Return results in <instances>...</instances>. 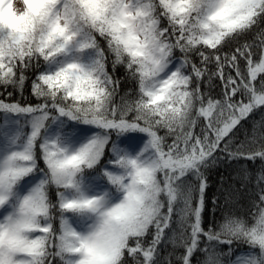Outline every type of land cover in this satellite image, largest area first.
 <instances>
[{"label":"snow or ice","instance_id":"1","mask_svg":"<svg viewBox=\"0 0 264 264\" xmlns=\"http://www.w3.org/2000/svg\"><path fill=\"white\" fill-rule=\"evenodd\" d=\"M21 2L0 0V264H159L177 224L176 264H264V189L202 225L207 165L264 162V133L231 147L264 113V0ZM29 71L36 102L5 99Z\"/></svg>","mask_w":264,"mask_h":264},{"label":"trees","instance_id":"2","mask_svg":"<svg viewBox=\"0 0 264 264\" xmlns=\"http://www.w3.org/2000/svg\"><path fill=\"white\" fill-rule=\"evenodd\" d=\"M196 59L198 60V57ZM117 75L121 78L123 85L124 70L120 69ZM33 79L34 74L29 71L22 94L20 89L12 91L10 88L9 91H12V96H5L4 98L25 103L36 102L35 98L30 95ZM133 87V83L129 81L122 86L121 94ZM203 88L213 95L223 91L221 83L215 79L212 81L206 80ZM2 122L3 115L0 114V127ZM262 122H264V113L258 110L246 121H242L243 127H239L235 131L231 145L232 149L236 150L243 146L241 150L247 151L259 147L261 133H264ZM262 172H264V162L260 160L253 162L246 159H230L227 154H221L219 160L211 161L205 172L208 181L205 208L202 213V225L205 229L212 230V227L215 226L216 230H219L220 225L228 217L240 220L251 219L250 214L255 211L253 204L258 199L260 190L264 189V185L258 184ZM179 219L180 217L177 216L176 220L179 221ZM180 234L179 224L173 230H166V234L158 246L159 264H176L179 256L184 251L183 247L177 246L173 242ZM235 247L233 245V248ZM246 248L245 245L236 250H246ZM215 252L222 262H226L230 258L228 245L226 244H216ZM204 258L202 251L194 254L193 264H203ZM57 262H59V258H57ZM129 264H133V261L129 260Z\"/></svg>","mask_w":264,"mask_h":264},{"label":"rangeland","instance_id":"3","mask_svg":"<svg viewBox=\"0 0 264 264\" xmlns=\"http://www.w3.org/2000/svg\"><path fill=\"white\" fill-rule=\"evenodd\" d=\"M14 7L19 10L23 7L21 0H13ZM9 131H12L11 128H9ZM122 146V145H121Z\"/></svg>","mask_w":264,"mask_h":264}]
</instances>
